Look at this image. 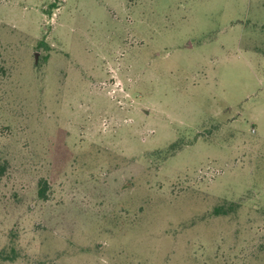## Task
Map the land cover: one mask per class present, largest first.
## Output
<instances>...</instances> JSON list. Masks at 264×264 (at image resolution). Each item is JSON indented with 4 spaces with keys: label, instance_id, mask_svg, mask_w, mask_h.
I'll use <instances>...</instances> for the list:
<instances>
[{
    "label": "rangeland",
    "instance_id": "obj_1",
    "mask_svg": "<svg viewBox=\"0 0 264 264\" xmlns=\"http://www.w3.org/2000/svg\"><path fill=\"white\" fill-rule=\"evenodd\" d=\"M0 251L264 264V0H0Z\"/></svg>",
    "mask_w": 264,
    "mask_h": 264
},
{
    "label": "trees",
    "instance_id": "obj_2",
    "mask_svg": "<svg viewBox=\"0 0 264 264\" xmlns=\"http://www.w3.org/2000/svg\"><path fill=\"white\" fill-rule=\"evenodd\" d=\"M41 44H43V43H41ZM45 189H46V186L44 188L42 187L39 191V195L42 199L46 198V192H45L46 190ZM222 211H223V207L222 208L219 207V208H217L216 212H217V214H221ZM8 260H12L10 255L8 253H6L5 251H0V261H8Z\"/></svg>",
    "mask_w": 264,
    "mask_h": 264
}]
</instances>
